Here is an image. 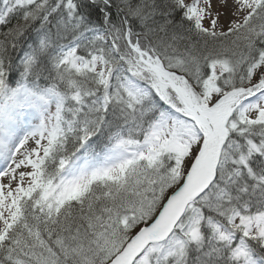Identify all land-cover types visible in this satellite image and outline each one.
Masks as SVG:
<instances>
[{
  "label": "snow or ice",
  "instance_id": "obj_1",
  "mask_svg": "<svg viewBox=\"0 0 264 264\" xmlns=\"http://www.w3.org/2000/svg\"><path fill=\"white\" fill-rule=\"evenodd\" d=\"M0 264H264V0H0Z\"/></svg>",
  "mask_w": 264,
  "mask_h": 264
}]
</instances>
